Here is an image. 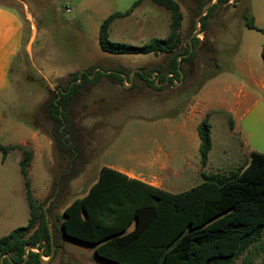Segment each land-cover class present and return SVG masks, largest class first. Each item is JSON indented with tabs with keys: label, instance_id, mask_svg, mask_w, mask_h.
I'll list each match as a JSON object with an SVG mask.
<instances>
[{
	"label": "rangeland",
	"instance_id": "obj_1",
	"mask_svg": "<svg viewBox=\"0 0 264 264\" xmlns=\"http://www.w3.org/2000/svg\"><path fill=\"white\" fill-rule=\"evenodd\" d=\"M137 1L0 0L4 19V22L0 21V146L18 144L27 137L21 130L20 134L15 132L18 128H28L37 134L36 140L26 147L34 148L36 152L28 172L29 189L38 204L45 203L58 171L54 148L49 144L50 124L39 117L38 112L48 96L47 90L65 87L70 75L77 71L94 69L105 72L123 67L125 73L132 75L137 68L153 69L163 63L162 59H170L164 53L111 54L102 50L100 30L104 20L116 12L128 11ZM176 1L184 16L178 34L180 45L186 47L195 37L200 41L197 49L193 47L194 58L190 59L197 83L193 86L178 84L175 89L158 91L149 79L142 76L144 82L138 80L130 89L128 82L123 87L111 86L106 80L99 87L97 85L79 107V124L92 133L87 146L89 163L84 168L87 182L70 188L66 204L71 202V192L87 188L95 171L111 158L106 150L113 141L138 130L139 125L149 119L183 110L201 84L217 72L245 82L243 74L250 69L259 86L253 88L258 105L242 120L241 135H236L245 143L242 150L229 133L228 124L221 116L214 115L215 153H219L226 142L230 153H235L236 168L245 164L251 151L264 154V61L261 55L264 34L247 28L243 20L245 11L249 10L253 15L255 5L260 6L261 1L229 0L228 4L214 11L203 33H200V23L196 27L200 15H196L199 10L197 0ZM210 1L203 0L206 5L202 10ZM216 2L214 0L213 5ZM194 24L196 29L192 31ZM263 24L260 23L261 28H264ZM170 25L171 12L168 9L150 0H141L132 14L111 22L109 41L141 47L154 38H167ZM197 29L199 32L195 33ZM18 30L21 32V46ZM211 48L214 51H208ZM209 59H215V62ZM219 87L208 85L211 97ZM251 121L253 127L249 126ZM252 130V136L245 134ZM30 132L28 136H31ZM15 151L5 154L0 150V237L27 225L30 219L26 180L18 161L19 150ZM62 209L53 212L52 232L54 225L60 228ZM57 242L52 258L42 252L44 264H113L98 259L92 246L62 235L58 236ZM246 258L250 260L246 262ZM263 260L264 253L252 250V254L244 255L235 264H262Z\"/></svg>",
	"mask_w": 264,
	"mask_h": 264
},
{
	"label": "trees",
	"instance_id": "obj_2",
	"mask_svg": "<svg viewBox=\"0 0 264 264\" xmlns=\"http://www.w3.org/2000/svg\"><path fill=\"white\" fill-rule=\"evenodd\" d=\"M140 1L128 11L116 12L104 20L100 30L102 50L111 54L164 53L170 59H162L163 63L147 71V77L157 72L150 80L151 85L158 91L163 90L168 87L159 84H163L167 75H173L169 83L173 79L180 83L181 74V84L186 85L187 74L182 63L190 59L177 61V58L188 54L191 47L189 42L186 47L180 45L178 34L184 16L176 0H150L171 12L167 38H154L141 47L109 41L111 22L132 14ZM197 2L196 15H199L206 4L203 0ZM229 2L217 0L200 20V33L206 32L207 21L214 11ZM243 20L247 28L264 34V29L256 27L249 10L243 14ZM195 29L194 24L192 31ZM199 42L195 37L192 46L195 48ZM261 55L264 61V47ZM190 56H194V51ZM209 60L215 62V59ZM79 74L77 71L70 75L65 87L49 88L47 98L38 109L39 117L50 124L49 135L58 161V171L45 201L51 200L47 214L52 220L54 210L63 208L60 228L53 226L56 248L58 236L62 235L92 246L98 259L113 264H235L251 248L264 253V154L256 151L251 153L246 168L228 176H207L203 183L178 194L139 184L141 193L134 191L137 195L131 197L124 186L106 183L110 173L116 174L103 169L99 180L84 197L66 204L70 183L89 163L87 146L92 133L79 124V107L99 83L106 80L111 86L123 87V74L129 76L123 69L109 73L101 70L94 73L93 69ZM135 76L144 82L142 76ZM198 133L201 160L205 164L212 148L208 116L200 123ZM16 149L23 155L19 164L26 180L30 219L25 227L0 237V259L7 255L4 264L22 263L26 247H37L44 256H49L52 249L45 203L38 204L29 189L28 171L34 157L33 149L24 145L0 146L5 154ZM133 220H136L135 228L127 232ZM25 264H42L40 254L29 251Z\"/></svg>",
	"mask_w": 264,
	"mask_h": 264
},
{
	"label": "crops",
	"instance_id": "obj_3",
	"mask_svg": "<svg viewBox=\"0 0 264 264\" xmlns=\"http://www.w3.org/2000/svg\"><path fill=\"white\" fill-rule=\"evenodd\" d=\"M257 1H261V5H255L253 17L256 27L261 28L260 23H264V0ZM2 12L0 8L1 23L4 22L1 15ZM18 35L20 38L18 43L21 46V32L19 30ZM177 61H180V59H177ZM122 69L126 68L122 67ZM148 70L137 68L132 74L133 81L135 75L141 71L147 73ZM110 71L107 70L104 73H109ZM156 75L157 72H153L151 75L152 79ZM172 76L167 75L163 80V84H159V86L163 85L165 87ZM243 76H245L247 83L231 75H223L217 72L203 82L197 92L191 96L183 110L149 119L141 123L138 130L134 129L129 132L128 136H119L106 150L107 153H110L111 158L108 162L102 163L95 171L91 184L87 188L71 192V201L84 197L90 187L99 180L103 169L110 170L116 174L112 175L110 173L106 183H118L126 188L127 194L134 197L137 195L134 191H137L138 194L139 192L141 193L142 187L139 184L148 185L170 194H178L203 183L207 176L216 174L228 176L230 173L246 168L250 161L251 153L255 150L248 154L243 166L236 168L237 166H235L233 159L235 153H230L226 142L220 152L215 153L216 147L213 137L214 115L216 114L221 116L223 121L228 124L229 133L239 142L240 150L244 147V141L236 135H241L243 129L241 127L242 120L252 114L255 106L258 105L253 88H258L259 82L250 69H247L246 74H243ZM127 82L129 84L127 87L130 89L133 82L131 84L129 79H127ZM178 84L181 85V83ZM209 84L220 86L214 97H211V92L207 89ZM100 85L101 83L98 84V87ZM174 87L165 89H175ZM249 87L252 90H249ZM207 116L211 125L212 148L207 155L206 163L203 164L200 154L201 140L198 127ZM249 126L253 127L252 121ZM20 130L27 137L18 144L13 143L8 146H26L31 141L36 140L37 134L34 131L31 133L28 128L27 130L18 128L15 129V132L20 134ZM29 132L31 136H28ZM245 134L252 136L253 130ZM51 142H49L50 145H52ZM9 152L16 151L11 150ZM33 152L34 160L36 154L34 148ZM17 153L20 156L18 157L20 163L22 160L21 151L19 150ZM86 175V171L82 172L78 178L70 183V188H76L80 182L86 183L87 181L84 179ZM135 224L136 220H133L127 232L134 230ZM252 250L255 251V249L251 248L240 258L244 255L252 254ZM248 260L250 259L248 258ZM248 260L246 258V262Z\"/></svg>",
	"mask_w": 264,
	"mask_h": 264
},
{
	"label": "water",
	"instance_id": "obj_4",
	"mask_svg": "<svg viewBox=\"0 0 264 264\" xmlns=\"http://www.w3.org/2000/svg\"><path fill=\"white\" fill-rule=\"evenodd\" d=\"M213 1L214 0H211L207 6L202 10V12L200 13V15L198 16L197 20H196V27L199 25V20L206 14L207 10L213 5ZM199 32V29H197V31L195 33ZM189 44H190V52L189 54L191 53V51L193 50V46H192V41L191 39L189 40ZM183 57V56H181ZM180 67H181V63H179V70H180ZM82 72L79 74V76H81ZM123 78H124V84L127 82V79H129L131 81V84L133 82V78H132V75H129L128 77L126 75H123ZM152 79V78H151ZM183 81V74H181V82ZM51 200H49L46 204V206L44 207V211L46 213V218H47V221L49 223V231H50V236H51V245H52V249H51V254H50V258L53 257L54 255V251H55V246H54V239H53V232H52V229H51V226L53 224V220L49 218L48 214H47V207L48 205L50 204ZM33 250H36L40 256L42 257L41 255V250H39L37 247H26L25 248V259L22 263L20 264H25L26 261H27V258H28V253L29 251H33ZM7 257V255H4L1 257L0 261H1V264H4V258ZM41 263L44 264V262L41 260Z\"/></svg>",
	"mask_w": 264,
	"mask_h": 264
},
{
	"label": "flooded vegetation",
	"instance_id": "obj_5",
	"mask_svg": "<svg viewBox=\"0 0 264 264\" xmlns=\"http://www.w3.org/2000/svg\"><path fill=\"white\" fill-rule=\"evenodd\" d=\"M196 49H197V46H196ZM182 56H183L182 59H193L194 58V56H190L189 53L185 54V55H182ZM192 65H193V63L190 60H187V61L182 63V66H183V68L185 70V73L187 74L186 84H188L190 86H193L194 84L197 83L196 82L197 79H196V77H195V75L193 74V71H192ZM139 75L140 76H145L149 80H151V78H152L151 76L147 77L148 74L145 71H141L139 73ZM138 80H140V79H138V76H135L133 83L137 82ZM165 87L169 88V87H174V86H172L171 83L167 82Z\"/></svg>",
	"mask_w": 264,
	"mask_h": 264
},
{
	"label": "built area",
	"instance_id": "obj_6",
	"mask_svg": "<svg viewBox=\"0 0 264 264\" xmlns=\"http://www.w3.org/2000/svg\"><path fill=\"white\" fill-rule=\"evenodd\" d=\"M66 10H67V12H69V11H70V8H69V6H67V7H66ZM173 80H174V81H172L171 85H172V86H176V85H177V83H178V81H176L175 79H173ZM126 83H127V82H126ZM126 83H125V85H127Z\"/></svg>",
	"mask_w": 264,
	"mask_h": 264
}]
</instances>
